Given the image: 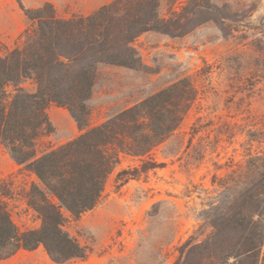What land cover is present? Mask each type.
<instances>
[{"label":"rangeland","instance_id":"obj_1","mask_svg":"<svg viewBox=\"0 0 264 264\" xmlns=\"http://www.w3.org/2000/svg\"><path fill=\"white\" fill-rule=\"evenodd\" d=\"M20 1L26 8L50 3L58 17L72 18L112 0ZM185 1L160 0V14L171 16ZM212 2L223 16L217 14L185 35L151 30L139 36L134 42L139 67L99 63L85 102L88 114L80 116L82 126L66 106L48 104L51 127L36 140V156L181 79L197 91L181 123L164 141L142 156L119 154L94 208L79 218L61 209L63 229L85 248L84 257L58 263L40 245L19 249L0 264H174L186 241L203 242L215 231L214 219L230 210L234 212L229 215L237 213L244 191L263 192L264 0ZM36 24L18 0H0V54L23 48ZM21 86L37 88L32 77ZM147 161L159 166L119 176ZM33 185L42 187L37 175L17 164L0 144V199L20 231L42 224L29 204ZM232 235L241 239L239 232ZM257 254L233 257L229 264H264V237Z\"/></svg>","mask_w":264,"mask_h":264},{"label":"trees","instance_id":"obj_2","mask_svg":"<svg viewBox=\"0 0 264 264\" xmlns=\"http://www.w3.org/2000/svg\"><path fill=\"white\" fill-rule=\"evenodd\" d=\"M18 1L37 24L27 32L23 48L0 54V144L41 181L42 187L33 185L28 198L42 224L20 231L0 199V259L43 245L60 263L86 253L63 229L66 217L61 209L79 218L94 208L119 154L142 156L164 141L181 123L197 91L189 80L181 79L36 156V140L51 127L48 104L66 106L82 126L80 116L88 114L85 102L92 95L99 63L137 68L142 62L134 42L143 33L182 36L223 13L212 0H187L169 17L160 14V0H112L89 15L60 18L50 3L26 8ZM31 77L37 84L34 91L21 86ZM156 166L147 161L119 176ZM242 196L237 213L229 215L234 212L230 210L214 219L215 231L203 242L186 241L174 264H229L233 257L258 255L264 237V190L256 194L249 188ZM244 212L247 216L241 215ZM235 232L240 240H235Z\"/></svg>","mask_w":264,"mask_h":264}]
</instances>
